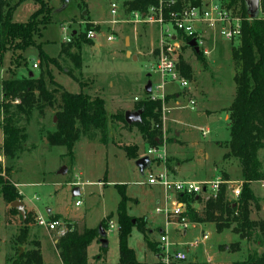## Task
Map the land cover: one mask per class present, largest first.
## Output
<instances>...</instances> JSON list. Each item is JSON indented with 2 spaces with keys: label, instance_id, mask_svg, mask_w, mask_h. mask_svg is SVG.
<instances>
[{
  "label": "rangeland",
  "instance_id": "1",
  "mask_svg": "<svg viewBox=\"0 0 264 264\" xmlns=\"http://www.w3.org/2000/svg\"><path fill=\"white\" fill-rule=\"evenodd\" d=\"M45 1L52 8L51 22L41 29L40 36H34L36 45L28 47L23 52L22 61L15 76L37 77L40 71L38 48H41L49 56L55 57L60 51L61 44L72 38L71 33L74 30L81 34L85 27L92 26V30L96 34L95 40H92L91 45L81 43L80 67L74 68L72 61L63 56L59 59V68L51 66V73L53 79L67 91L72 93L83 91L90 97L98 96L104 100L108 116L107 141L102 143L81 137L74 144L75 156L73 160H70L65 155L64 146H50L43 136L46 131L54 130L56 121L54 110L47 108L43 113L33 111L28 122L24 120L21 122L24 125L26 123V149L12 162H5L0 151V164L11 167L8 176L3 173L1 175L7 177L13 184L16 183L14 187L21 197L20 200H23L25 211L37 216L38 214L34 210L28 209L34 204L38 206L40 215L46 218L57 217L59 215L48 214L45 210L46 206L53 205L57 211H63L64 215L71 218L84 217L88 227L97 225L103 216L113 212L111 219L116 225V206L119 195L114 185L125 184L127 213L133 221L137 218L139 222H145L146 236L152 240L154 249L157 251L161 249L158 239L160 230H163L171 243L169 245L171 251L175 249L185 251L189 241L200 237L201 233L208 235L205 242L199 243L196 248L187 252L185 264H233L235 261L243 260L248 252L257 251L260 253L262 248L256 237L253 236L250 240L245 241L244 239L240 240L238 235L230 230L218 233L213 223H193L186 229L185 235L175 224H166L167 220L164 214L155 211L160 191L157 187L146 183L148 172L160 170L163 166L152 163L151 168L144 169L143 173H140L135 165V160L129 159L121 147L123 145H138V155L144 156L146 153L148 145L144 142L138 128L120 121H113L110 116L118 110L132 111L136 103L135 97L140 99L146 96L144 88L148 81H152L151 92L152 90L158 92L155 91V85L159 82V76L153 70V65L151 67L150 62H152L151 57H154L153 52L159 38V24L135 22V17L128 7L129 0ZM112 2L117 4L116 14L110 13ZM37 8L38 5L33 1L25 0L14 9L12 20L25 21ZM234 11L238 12V9ZM134 26L136 27L134 28ZM108 36H112L113 40H106ZM126 37L128 38L127 42L125 41ZM151 42L153 43L151 44ZM238 43V40L228 42L217 36L214 43L210 45L212 47L210 55L205 56L214 59L213 63L210 61L207 67L205 61L197 58L191 50L183 51L182 56L190 63L195 79L190 81V87L195 88L196 85L198 88L208 91L202 96L203 102L208 103V106L223 108L231 104L233 100L235 83L230 47L236 46ZM207 47L209 48V44ZM124 50L125 52H123ZM127 51H130L131 56H126ZM133 55L136 56V59L132 58ZM9 61L10 52L6 51L0 67L4 78L10 76ZM34 63L37 64L36 67L33 66ZM68 68H72L74 74L83 81V86L66 74ZM1 96L0 88V99ZM186 104H188V100L182 101L181 106ZM166 109L168 108L166 107ZM178 112L181 113V119H179L181 122H172L176 128H183L185 131L181 137L185 143L183 147L178 146L180 149L178 156L188 159L183 167V173L191 178L211 180L219 172L226 170L231 175V177L228 176V180L231 182L227 185L235 186L233 183L236 180L242 182L239 161L236 158L229 159V162L223 161V155L227 151L224 142L229 138L228 127L223 119L224 113L208 111L206 114H196L188 107H181ZM161 114H163L162 108ZM198 127H208L210 132L203 136ZM165 134L164 138L162 130V139L159 145H164L165 162L170 167L175 162L174 156L169 155L173 154L172 148L167 146L173 137L172 129H168ZM1 143L2 129L0 126V145ZM205 153L208 154V157L204 156ZM259 157L263 162L264 169V147L259 150ZM63 167L68 168L67 172L65 174L58 173ZM79 171L82 173L80 176ZM77 180L82 182L78 186L80 194L73 197L71 183ZM99 180L106 181L107 184H99ZM74 186L76 187V185ZM250 188L260 206L259 209L252 206L250 219L264 220V183L252 182ZM228 194H230V190H228ZM76 199L81 200L79 206H74ZM193 205L198 209L202 203ZM10 208L9 203L3 201L0 196V264H15L17 256L32 249L33 242L39 243L40 252L42 250L46 259L41 264H60L51 242L58 236V233L56 231L49 232L32 222L29 224L25 240L20 242L18 236L22 225L21 219L19 214L12 212ZM57 219L61 222L76 223V220L61 216ZM99 225H101V221ZM117 229L118 227L114 226L107 231L109 244L105 264H116L118 257ZM149 230H152V233H149ZM235 242L240 245L238 250L233 248ZM128 244L135 250L136 257L140 261H148L151 257V252L146 248L142 234L136 228L132 229ZM93 250V246L88 248L89 258L92 256ZM101 254L102 251L99 250L95 260L90 262L95 264L104 262L101 260L102 258H96ZM208 256L211 257V262H207Z\"/></svg>",
  "mask_w": 264,
  "mask_h": 264
},
{
  "label": "trees",
  "instance_id": "2",
  "mask_svg": "<svg viewBox=\"0 0 264 264\" xmlns=\"http://www.w3.org/2000/svg\"><path fill=\"white\" fill-rule=\"evenodd\" d=\"M25 0H0V67L3 63V55L10 52L8 72L10 76L1 81L2 98L0 100V126L2 129V143L0 151L5 162H12L26 149L27 133L26 123L33 111L43 113L47 108L53 109L56 116L53 131H46L43 136L50 146L60 145L66 149L65 155L70 160L73 158L74 144L84 137L89 141H107L108 116L104 107V100L98 96L90 97L83 91L72 93L67 91L60 83L53 79L51 66L59 68V59L68 57L74 64V68L81 65L80 45L82 42L91 45L93 42L87 38L88 30L92 26L85 27L83 33L72 36L67 42L62 43L57 56L51 57L41 48H38V66L40 68L37 77H16V70L22 61L23 52L30 46H35L34 36L41 35V29L51 22V6L45 0H31L38 5L29 18L25 21H13L14 9ZM182 1L162 0V13L165 21H169V12L178 10ZM47 3V4H46ZM228 9H238V14L243 18L241 22V35L237 39L238 45L230 47L231 59L234 66L233 80L235 94L228 112L229 138L224 142L227 148L223 159L236 158L239 161L242 187L238 198L229 200L226 185L222 184L217 195L208 199H202L198 195H180L185 203L187 220L190 223H213L216 232L230 230L245 241L253 236L260 242L262 251L248 252L243 260L233 264H264V220L250 219L252 206L259 209V204L250 185L252 182L264 180L263 162L259 157V150L264 147V18L259 13L255 19H248L243 0H222ZM159 0H129L128 7L131 12H139L141 15L149 13L150 7H158ZM78 39V40H77ZM190 39H185L178 54V69L186 79L193 80V70L190 63L182 56L183 50L190 48L193 54L204 61L202 51L195 52L188 45ZM233 42V41H232ZM157 57L158 49L153 52ZM66 74L83 86V81L74 74L72 68H68ZM145 91V89H144ZM151 92V91H150ZM145 91V97L136 100L133 110L142 108L141 122L128 124L124 119L123 111H116L110 116L111 120L120 121L123 124L136 126L149 146H158L162 139V101L149 99ZM167 95L164 102L167 101ZM17 100V102H15ZM129 159L136 160L138 145L121 146ZM166 167L169 166L166 163ZM10 166L0 164V196L6 203L21 199L14 184L4 175L8 176ZM4 175H1V174ZM228 180L227 175H222ZM119 195L116 206L117 239H118V264H146L137 260L135 250L128 245V238L135 227L142 235L148 250L154 249L152 240L147 238L145 222L133 221L126 208V185H114ZM202 203L200 209L193 204ZM14 213L19 211L10 208ZM21 219L20 242L25 240L29 231V224L34 222L35 215L29 211ZM113 213L106 215L101 220V228L106 231L108 222ZM59 217V216H57ZM49 217V219H57ZM65 230L56 237L54 247L62 264H95L87 260V248L99 238L98 228H79L75 223L64 221ZM239 243L235 242L234 250L239 249ZM39 243L33 242L32 249L25 254L17 256L15 264H41L42 257ZM102 249V254L106 252ZM101 254V255H102ZM101 255L96 258H103ZM102 264V263H101Z\"/></svg>",
  "mask_w": 264,
  "mask_h": 264
},
{
  "label": "built area",
  "instance_id": "3",
  "mask_svg": "<svg viewBox=\"0 0 264 264\" xmlns=\"http://www.w3.org/2000/svg\"><path fill=\"white\" fill-rule=\"evenodd\" d=\"M175 1L170 0V3ZM116 11L117 4L112 2L110 4V13L116 14ZM259 13L264 18V0H259ZM133 15L135 22L158 23L160 26L156 46L158 54L155 64V69L160 78L155 85V91L158 92H153L152 90L148 94V98L152 100L160 99L162 101V111H164L165 85L167 83H177L185 90L191 89L190 81L183 77L178 69V54L185 39H194L198 49L206 55L209 53L206 44L210 33L228 42L236 41L241 35V22L243 20L242 16L236 11L226 8L222 0L182 1L178 10L169 12L168 22L163 17L162 0H159L158 7H150L148 14L141 15L139 12H134ZM86 36L91 40L95 39V31L92 29L88 30ZM106 39L110 41L113 37L108 36ZM33 66L36 67L37 64L34 63ZM135 100H138V98L135 97ZM180 107H188L193 110L195 101L189 99L188 104ZM164 116L162 114V121ZM199 130L203 136L209 132L208 129L203 127H200ZM146 153L151 159V165L156 163L163 166L160 170H150L146 179L148 185L158 186L162 190V200L157 204L155 211L163 213L167 220L166 224H175L182 233L193 223H190L184 215L185 203L181 201L180 195H198L202 199H208L217 195L222 184L226 185L229 200H234L240 195L241 181H234L233 184L235 186H232L227 185L231 181L224 180L220 176L203 181L173 178L170 170L166 167L164 145L149 146ZM260 182L264 183V180ZM228 190H230V194H228ZM80 203L78 200L75 205H80ZM34 223L49 232L56 231L58 235L65 230L63 222L58 219H49L42 215L35 216ZM114 226L118 227L117 223L115 225L110 220L108 228H113ZM207 238L208 235L206 233H201L200 237L189 241L187 246L194 249L199 243L205 242ZM158 243L161 249L158 251L156 264H183L187 260V253L184 250H169L171 243L165 231L160 233ZM211 261V257L208 256L207 262Z\"/></svg>",
  "mask_w": 264,
  "mask_h": 264
},
{
  "label": "crops",
  "instance_id": "4",
  "mask_svg": "<svg viewBox=\"0 0 264 264\" xmlns=\"http://www.w3.org/2000/svg\"><path fill=\"white\" fill-rule=\"evenodd\" d=\"M136 26H134V28H135ZM209 39L207 40V46H208V44H209V53L208 54H206V55H210V53H211V50H212V47L210 46V45H212L213 43H214V39L215 38H217V36H215L214 34H212V33H210L209 35ZM93 40H95V39H93ZM107 40V39H106ZM113 40V39H112ZM112 40H110V41H112ZM153 42H151V44H152ZM157 43V42H156ZM93 47V46H92ZM156 48V47H155ZM185 50H190V49H185ZM184 51V50H183ZM123 52H125V50L123 51ZM136 54L137 55H139L138 54V52H136ZM231 54V53H230ZM205 54H204V61H205V66L207 67V65L210 63V61H211V63H213V61H214V59H209V58H206L205 56H206ZM151 61L152 62H150V65H151V67H152V65H153V70L154 71H156V69H155V64H156V57L154 56L153 58L151 57ZM157 72V71H156ZM158 73V72H157ZM3 74H2V72H0V88H1V81L3 80V79H5L4 78V76H2ZM158 76H159V74H158ZM158 79V78H157ZM160 79V78H159ZM193 80H195L194 78H193ZM192 80V81H193ZM191 81V80H190ZM151 82V89H152V81H150ZM165 89H166V95H167V101L165 102V103H167V104H165L164 103V111H163V114L165 115L164 116V120L162 121L163 123H162V130H163V136H164V138H165V133H166V131L168 130V129H172V133H173V137H171V140L169 141V143L167 144V146H169L170 148H172V153L173 154H169L170 156H174V158H175V162H174V165H170V167L168 168L169 170H170V173H171V176L173 177V178H175V179H189V180H193V181H203V180H206L205 178H196V177H194V178H191V177H189L188 175H186V174H184L183 173V167H184V165H185V162L188 160V159H185V158H181V157H179L178 156V154L180 153V149L178 148V146H182L183 147V145H184V141L182 140V135L183 134H185V131H184V129L183 128H176L174 125H173V122H175V123H179V122H181L179 119H181L180 118V112H178L179 111V108H181L180 106H181V103H182V101H186V100H188L189 101V99H193L194 101H195V107H194V109L193 110H191V111H195L196 112V114H206V113H208V111H222L224 114H223V119H224V121L226 122V124H227V127H228V112H227V108L229 107V105H227V106H225V107H221V106H208V103H205V102H203V100H202V96H204L208 91H206V90H204L203 88H198V86H196L195 85V88H193V87H191V89H189V90H185V89H183V88H181L177 83H167L166 85H165ZM198 89V90H197ZM193 90H195V91H193ZM197 90V91H196ZM1 94H2V91H1ZM1 98H2V96H1ZM232 99H233V95H232ZM1 100V99H0ZM208 102V101H207ZM166 107L168 108V109H166ZM219 108H221V109H219ZM166 109V110H165ZM219 109V110H218ZM165 111H166V114H165ZM173 121V122H172ZM199 128V127H198ZM206 129H208V131L210 132V129L208 128V127H206ZM208 132V133H209ZM202 135V134H201ZM2 138H3V135H2ZM225 141H227V140H225ZM161 143V142H160ZM179 144H182V145H179ZM147 148H148V146H146ZM147 148H146V151H147ZM169 152V151H168ZM1 155H2V153H1ZM145 155H147V153H145L144 154V156ZM3 156V155H2ZM74 156H75V151H74V148H73V158H72V160L74 159ZM139 156V158L140 157H142V156H140V155H138ZM205 157H208V154H206L205 153V155H204ZM150 158V157H149ZM229 159H231L230 157L229 158H227V159H223V161L224 162H229L230 160ZM151 166V159H150V164H149V166L148 167H146L145 169H147V168H151L150 167ZM67 170H68V168H67ZM67 170H66V172H67ZM65 172V173H66ZM64 173V174H65ZM78 174H79V176L82 174L81 173V171H79L78 172ZM240 174H241V171H240ZM222 175H227V176H229V177H231V175L226 171V170H222L221 172H219V174L218 175H216L215 177H217V176H220V177H222ZM105 180V179H104ZM228 181H230V180H228ZM238 181V180H237ZM73 183H75V184H73ZM80 183H82L81 181H72V183H71V186H73V189L74 188H77V193L76 194H72V196L73 197H75V196H77V195H79L80 194V189L78 188V186H80L81 184ZM98 183L99 184H102V185H106L107 184V182L105 181V182H102V180H99L98 181ZM16 183H14V185H15ZM74 185H76V187L74 186ZM155 187H157L158 189H159V191H160V198H158L157 199V204L162 200V190H161V188L160 187H158V186H155ZM72 189V190H73ZM24 195V194H23ZM80 201L81 202V200L80 199H76L75 201H74V206H79V205H75V202L76 201ZM22 202H23V200H21ZM81 204V203H80ZM197 204V203H196ZM199 204V203H198ZM24 207H25V205H24ZM201 208V207H200ZM200 208H198V209H200ZM27 209V208H26ZM29 210L30 209H32V210H34L38 215H40V213H39V208H38V206L37 205H31L29 208H28ZM65 209V208H64ZM67 209H69L68 207H67ZM45 210H46V212L48 213V214H56V215H59V216H61V217H63V218H66V219H73V220H76V225L79 227V228H81V227H87V228H98L100 225H99V222L106 216V215H108V214H106L105 216H103L101 219H100V221L98 222V224L97 225H95V226H91V227H88V226H86V224H85V221H84V217H75V218H71V217H69V216H67V215H64V213H63V211H57L56 210V208L53 206V205H50V206H46V208H45ZM66 210V209H65ZM67 211V210H66ZM35 213V214H36ZM111 213H113V212H111ZM47 214V215H48ZM43 216V215H42ZM45 217V216H44ZM112 220V219H111ZM36 226H38V225H36ZM38 227H40V226H38ZM43 228V227H42ZM135 228V227H134ZM45 229V228H44ZM108 229H110V228H108ZM108 229L105 231V234H106V239H107V231H108ZM46 230V229H45ZM162 231L163 230H160V233H162ZM186 231L187 230H185V232H183L182 234L183 235H185L186 234ZM132 232V231H131ZM149 233H152V230H149ZM222 233V232H221ZM131 235V234H130ZM142 238H143V235H142ZM48 239V238H47ZM129 239V238H128ZM48 240H50V239H48ZM118 240V239H117ZM51 242H52V244H53V246H54V243L56 242V238L54 239V240H51ZM94 242V243H93ZM90 245H89V247H91V246H93L94 247V250H93V254H92V256L89 258L88 257V248H87V260H88V262L89 263H91L90 261H94L95 260V256L97 255V253H98V251L100 250H102V249H104L105 247H106V249L108 248V244H109V241L107 240V245L106 246H103V245H101V243L99 242V238H97L95 241H93ZM118 242V241H117ZM42 244H43V241L41 242V249H42ZM129 245V244H128ZM131 247V246H130ZM132 248V247H131ZM190 249H193V248H189L188 246L186 247V249H185V252L187 253V252H189V250ZM54 251H55V254H56V256H57V258H58V262L60 263V264H62L61 263V260H60V258H59V256H58V253H57V250L55 249V247H54ZM150 252H151V257L149 258V260L148 261H144V263H146V264H156V262H157V256H158V251H152V250H149ZM106 253H107V250H106V252L103 254V258L101 259L102 261H104V262H102V264H105V261H106ZM136 253V252H135ZM41 257H42V259H43V262L42 263H44L45 261H46V259H45V257L43 256V254H42V250H41ZM152 259V261H150ZM137 260L138 261H140L138 258H137ZM140 262H143V261H140ZM187 262V260L183 263V264H185ZM116 264H118V257H117V259H116Z\"/></svg>",
  "mask_w": 264,
  "mask_h": 264
},
{
  "label": "water",
  "instance_id": "5",
  "mask_svg": "<svg viewBox=\"0 0 264 264\" xmlns=\"http://www.w3.org/2000/svg\"><path fill=\"white\" fill-rule=\"evenodd\" d=\"M244 5L246 7V14H247V18L248 19H255L258 17L259 15V0H243ZM76 31L74 30L71 33V36L75 35ZM125 41H128V38H125ZM189 46L193 48V50L195 52H198V46L196 45V42L194 39H191L189 41ZM126 56H131L130 51L126 52ZM133 59H136V56L133 55L132 56ZM145 91L146 92H150L151 91V82L148 81L146 86H145ZM143 109L139 108L136 110H132V111H128L126 110L124 112V119L128 124L131 123H137V122H141V113H142ZM55 120V117H54ZM150 164V158L148 155L142 156L138 159L135 160V165L137 166V168L139 169L140 173H143L144 169L146 167H148ZM67 168L63 167L62 169H60L58 171V173L60 174H64L66 172ZM77 193V188H74L72 190V194H76ZM10 207L15 208L16 210L19 211V214L22 216V218L24 219L25 217V207L24 204L21 200L17 199L14 200L13 202H11ZM98 231H99V242L101 243V245L106 246L107 245V239H106V234L105 231L101 228V226L98 227Z\"/></svg>",
  "mask_w": 264,
  "mask_h": 264
}]
</instances>
